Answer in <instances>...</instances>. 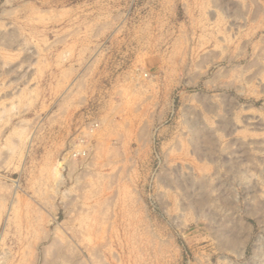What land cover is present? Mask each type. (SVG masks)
I'll list each match as a JSON object with an SVG mask.
<instances>
[{
    "label": "rangeland",
    "instance_id": "1",
    "mask_svg": "<svg viewBox=\"0 0 264 264\" xmlns=\"http://www.w3.org/2000/svg\"><path fill=\"white\" fill-rule=\"evenodd\" d=\"M0 264H264V0H0Z\"/></svg>",
    "mask_w": 264,
    "mask_h": 264
}]
</instances>
